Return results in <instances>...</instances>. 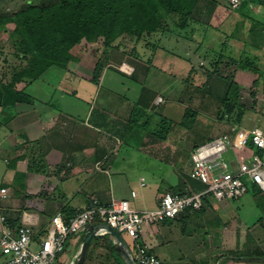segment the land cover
<instances>
[{"label":"crops","instance_id":"1","mask_svg":"<svg viewBox=\"0 0 264 264\" xmlns=\"http://www.w3.org/2000/svg\"><path fill=\"white\" fill-rule=\"evenodd\" d=\"M246 2L251 11L256 9L264 15V2L256 6L254 0ZM241 9V5L232 8L229 0H197L189 32L161 35L159 40H166V46L159 47L160 53L156 60H150L151 63L128 56V50L121 51L119 46L108 52L102 50L101 56L93 61L78 55L64 68L53 65L34 81L19 83L31 101L15 103L10 121L0 124V152L4 153L2 160L5 164V170L0 172V185L9 188L8 197L2 204L10 223L30 222L35 243H38L58 210L72 214L92 198L101 203H108L112 198L130 199L137 209H154L164 192H189L201 185L191 176L190 155L194 145L206 140L192 142L187 155H183L168 138L170 128L164 139L157 136L156 131H151L161 126V119L157 122L153 112L159 107L164 110L166 103L172 101L171 94L176 90L170 93L171 86L165 89L172 79L179 80L180 94L189 72L193 81L195 78L203 80L208 74L219 80L207 72L208 69L201 70L192 62V57H198L201 45L211 49V40L215 37L211 35L212 31H220L216 35L223 41L220 42L223 48L219 50L228 53L222 52L219 56L223 64L226 59H238L239 52L240 55L247 53L243 50V32L238 30L245 22L242 17L246 11L243 8L245 13H242ZM225 44L228 50H224ZM262 49L264 38L259 50ZM257 51L250 52L256 59ZM231 52L235 53L234 57ZM217 57L211 60L214 62ZM210 58L208 55L207 61ZM97 61H101L102 68L98 80L93 82ZM121 63L131 67L132 73L118 69ZM233 63L235 73L239 70L251 75L250 71L236 68ZM151 66L155 69L149 78ZM109 69L132 79L137 76L143 92L138 97L133 95L132 100L111 90L102 93L99 88L103 87L102 80ZM259 69L264 72L260 66ZM138 70L141 75L136 74ZM111 77L114 76L108 78ZM233 79L237 82L236 78ZM258 83L251 88L249 82L251 104L245 105L244 109L264 116V75ZM54 98L57 100L53 102ZM158 98L162 100L157 103ZM167 110L169 115L173 111L172 107ZM136 115L137 122L134 120ZM253 127H264V122ZM27 140L32 143L23 148L27 157L12 163V158L20 154L18 144ZM41 154L45 167L40 171L29 170L28 157ZM172 155L175 160L169 162L167 158ZM16 177H19L18 182H14ZM252 187L264 195L257 185ZM132 191L135 196L131 195ZM230 207L229 199L209 197L199 210L187 209L172 219L147 227L140 238L150 253L160 259V264H171L164 246L174 239L189 241L187 254H183L190 259L189 264H264V220L252 224L253 228L246 226L239 217L231 222ZM77 236L70 238V245L79 244L81 238ZM124 237L132 248L133 241ZM258 253L263 256H257ZM83 264L124 263L99 244L88 252Z\"/></svg>","mask_w":264,"mask_h":264},{"label":"trees","instance_id":"2","mask_svg":"<svg viewBox=\"0 0 264 264\" xmlns=\"http://www.w3.org/2000/svg\"><path fill=\"white\" fill-rule=\"evenodd\" d=\"M254 1L262 2L261 0ZM196 2L197 0H39L38 3L26 1L14 12L1 13L0 31L4 30L7 24H12L8 31V39L12 46V53L9 54L15 58L16 64L12 65L0 77V124H7L10 121L15 103L31 101V97L24 93L23 89L18 88V83L25 82L27 84L34 81L50 66L66 67L70 60L77 58L82 41L94 43L101 38L103 51L108 52L111 49L119 48L120 41L126 38L125 40L132 43V50H128V56L138 59L139 53L135 49L137 44L142 43L145 48L158 47L161 35L175 34V32H168L170 27L180 29L177 31L178 34L182 32L181 30L189 32ZM240 5L242 13H245L244 10L246 11L243 17H250V9L247 7L246 0H241ZM251 33H254V30L250 28L249 34ZM155 35L157 37H154ZM149 37L154 39L150 40ZM221 54L222 52H219L217 60L214 62L208 59V65H211L208 71L221 76L225 82L227 81L221 102L228 108L225 111L229 115L228 117L238 121L245 110L244 105L240 103V85L231 76L222 77L216 72ZM207 56L206 53L203 58L207 59ZM242 56L243 59H231L230 61L234 62L237 68L252 71L255 75L253 83L258 82L264 72L256 64V58L248 53H244ZM150 60L147 58L146 62H150ZM101 68V61H97L92 74L93 82L98 80ZM191 78L189 72L183 80L184 87L181 93L190 86ZM162 122L163 119H161V124H163ZM168 130L167 127L159 137L164 139ZM212 138L213 136L205 140L209 141ZM30 144L32 143L28 140L18 144L17 149L19 148L20 154L18 153L12 158V163L27 157L26 153L22 151ZM198 145H194L193 149ZM257 150V153H262L260 149ZM28 160L29 170L40 171L45 167L42 154L32 155L28 157ZM203 188L204 185L201 184L192 191H181L176 194L190 193ZM207 198L209 197L203 199V204ZM58 211L66 217L75 213L68 214L63 210ZM7 219L8 223L13 225L9 218ZM69 240L68 238L65 243L63 253L56 258L57 264L66 263L65 253ZM99 244L121 259L108 234L94 236L89 242L86 255ZM136 247H138V243L133 241L132 248ZM259 254L257 256H263Z\"/></svg>","mask_w":264,"mask_h":264},{"label":"rangeland","instance_id":"3","mask_svg":"<svg viewBox=\"0 0 264 264\" xmlns=\"http://www.w3.org/2000/svg\"><path fill=\"white\" fill-rule=\"evenodd\" d=\"M26 1H30L32 3L39 2V0H0V14L14 12L17 9H19ZM260 3L261 2L255 1L254 5L256 6ZM249 15L250 17H242L243 20H245V22L243 23L244 26L243 27L240 26L238 29L239 32L240 31L243 32L242 33L243 35L242 38L244 40V42L242 43L244 45L243 50H245L248 54L251 55L250 52H254L255 50L258 49L256 56L258 59H255L256 64L258 65V67L260 66V68L264 69L263 66L264 49L259 50L261 41H263L264 38V15L259 14L256 11V9H253L252 11L250 10ZM11 27L12 24L9 23L5 26L4 30L0 31V77L12 65L16 64L15 58L9 54L12 53L11 52L12 46L8 39V31L11 29ZM250 28L254 30V33H251L252 35L249 34ZM169 31L177 32L180 31V29L175 27H170L168 28V32ZM181 31L185 32L184 30ZM219 32L220 31H218V29L214 31V33L213 31L211 32V35L212 34L215 35V37L212 38L211 40V44H212L211 49H207L205 44L203 43L204 45H201L200 46L201 48L198 50V57L195 58L192 57L193 60L192 62L196 64L197 68L199 69L201 68V70L204 71L207 69L209 70V66L211 65H208L207 59H204L202 57L206 53L211 57L210 59H212L214 56L216 58L219 52H224L223 54L228 55V53L225 50V48H227L226 44L224 47L225 51L219 50L220 48H223L220 43L223 41H221L219 36L216 35ZM157 35H155L154 37H157ZM125 39H122L120 41L121 45L119 50L121 51H127L130 49V47L132 48L131 45L132 43ZM149 39L151 40L154 38L149 37ZM158 45L159 46L155 47L154 49L149 47L144 50L143 44L139 43L136 45L135 49L137 50V52H139L138 56L141 58V60L143 58L144 62L148 64V62H146L147 58L149 57L151 59V62H153L152 60H156V57L160 53V51H158L159 47L166 46V40H162L158 42ZM168 45L171 46L172 44L168 43ZM80 46H81V50H79L80 52H78L77 55L79 56L81 55V58L83 56L85 60L92 59L93 61L102 54L103 48L101 45V38L96 40L94 43H86L82 41ZM231 53H232L231 56L234 57L235 53L234 52ZM142 54H144L146 57H144ZM242 57H243L242 54L240 55L239 52L238 59L240 60ZM225 61L226 64L222 63L224 62L223 60L220 61V64L217 66L216 72L219 75H222V77L231 76V78H236L238 84L240 85V90H241L240 103L244 106L250 105L251 90L249 91L250 89L248 87L249 82L251 87H255L257 84H259L258 83L259 80L258 82L255 81V83H253V80L255 79V75L252 71L250 72L251 74L250 76L245 73L242 74L239 70L237 71V69H235L237 71L235 73L233 70L234 66L232 65V62H230L227 59ZM120 66L118 69H120ZM153 69H155V67L151 66L149 78L153 76V71H154ZM107 73H108L107 74L108 77L113 75L115 78L114 77L108 78L107 76L103 77L102 80L103 87L99 88L101 89L102 93L111 90L118 92L119 95L132 100L134 96L138 97L143 92L141 82L138 80L137 76L135 79L134 78L132 79L123 74L115 72L113 69H109ZM131 73H132V69L129 74ZM201 73L204 74L203 71H201ZM136 74L141 75L142 74L141 70H138ZM210 76L211 75L208 74V77L203 78V80H199L195 78V81H193L191 78L190 83L192 82V84L189 83L190 86H188L187 89L181 94L178 91L179 80L178 81H176L175 79L172 80L169 79L170 81L166 80L169 82L168 84H166L165 81L163 82L164 85L166 84L167 87V88L165 87L166 90L170 88L169 86H171V89H169L170 93L174 92L175 90L176 92L171 94V97H173L172 101H168V103H166V107L164 110L163 107L162 109L159 107L158 111L153 112V116L156 117L157 122L159 119H163L162 122L163 124H161V126L158 129L156 130L151 129V131H156L155 134L157 136H160L163 134V132L167 127L168 129L170 128L168 138L170 137V139L174 142L176 148L180 149L183 152V155L184 154L187 155V151L190 150V147L188 148V146H190L192 142H197L199 140L202 141L212 136L216 137L223 133L232 134L233 133L231 131L232 125L236 128L251 129L254 125L258 124L259 126H261L264 122V116L259 112L257 113L258 115H256L255 113H253L252 110H244V114L238 121L234 120L232 117H228L229 115L225 112L227 111L228 108H226L225 105H222L221 102V97L227 86V81L225 82L224 78H221V76H217L216 74H214V76L218 77L219 80L217 79L214 80L210 78ZM249 78H251L250 81ZM20 83L25 84V82H20ZM19 85L20 84L18 83V88L21 89ZM182 86L184 87V84ZM161 92L164 93V91ZM56 100L57 98H54L53 102ZM168 107H172L173 109L170 115L168 114V110H167ZM136 109L138 110L139 108L136 107ZM137 115H139V113H137ZM137 115L135 116L136 122L138 120ZM249 117L251 118L249 119ZM157 122L155 120L154 123ZM151 125L152 124H150V126ZM248 146L253 152L258 151L257 150L258 148H256L252 143L251 144L249 143ZM173 155L167 158L169 162L175 160ZM3 157H4V153L0 152V172L2 170H5V164L2 160ZM224 157L226 160H234L233 153L230 151L225 153ZM143 164L146 165L147 163L145 162ZM18 179L19 177H16V180H14V182H18ZM246 184L248 185L247 191L238 199L231 200L230 220L231 222H234L239 217L246 224V226L253 228L254 225L252 224H256V222H259L260 219L264 220V195L259 192H256L254 187H252L255 185L249 186L251 184L249 181H246ZM81 236H82V231L79 233L77 237H79L80 239ZM174 240L175 241H170L166 243L164 246V248L167 250L166 251L167 256L171 261V264H189L190 259L187 256L183 255V254H187L186 245H189L188 243L189 241L180 242L179 240L178 241L176 239ZM32 246L36 247V243H34ZM67 246H68L67 247L68 255L65 256L66 257L65 264H69L73 255L77 251V247H78V245L76 246L75 245L73 246L72 244L70 245V241H68ZM246 264H259V263L247 262Z\"/></svg>","mask_w":264,"mask_h":264},{"label":"built area","instance_id":"4","mask_svg":"<svg viewBox=\"0 0 264 264\" xmlns=\"http://www.w3.org/2000/svg\"><path fill=\"white\" fill-rule=\"evenodd\" d=\"M241 0H229L236 8ZM131 67L122 63L120 70L130 73ZM158 98L156 102L161 101ZM232 134L223 133L198 145L191 151V176L204 185L198 191L172 194L164 192L154 209H137L130 199L112 198L101 203L92 198L81 209L66 217L56 211L45 235L35 243V232L30 222L10 225L2 202L8 197L9 188L0 185V264H57L56 258L65 248L67 239L95 222H104L122 235L138 243L130 248L137 264H160V259L149 252L140 234L147 227L172 219L187 209L198 210L205 197L216 200L237 199L247 190L246 181L256 184L264 192V127L245 130L232 126ZM252 143L261 154L248 148ZM233 153L234 160L224 155ZM240 152V153H239ZM135 196V192H131Z\"/></svg>","mask_w":264,"mask_h":264},{"label":"water","instance_id":"5","mask_svg":"<svg viewBox=\"0 0 264 264\" xmlns=\"http://www.w3.org/2000/svg\"><path fill=\"white\" fill-rule=\"evenodd\" d=\"M264 2V0H262ZM108 234L124 264H137L132 256L131 249L125 237L111 225L104 222H95L87 225L83 231L77 251L69 264H83L90 240L96 235Z\"/></svg>","mask_w":264,"mask_h":264},{"label":"clouds","instance_id":"6","mask_svg":"<svg viewBox=\"0 0 264 264\" xmlns=\"http://www.w3.org/2000/svg\"><path fill=\"white\" fill-rule=\"evenodd\" d=\"M193 150V149H192ZM124 236V235H123Z\"/></svg>","mask_w":264,"mask_h":264}]
</instances>
